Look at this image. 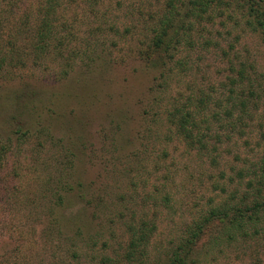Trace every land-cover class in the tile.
I'll use <instances>...</instances> for the list:
<instances>
[{
	"label": "trees",
	"instance_id": "16d2710c",
	"mask_svg": "<svg viewBox=\"0 0 264 264\" xmlns=\"http://www.w3.org/2000/svg\"><path fill=\"white\" fill-rule=\"evenodd\" d=\"M15 1L0 0V70L7 67V58L13 60L16 55L29 56L30 53L35 59L51 57L54 53L67 59L63 64L65 72L61 79L69 76L72 58L80 62L87 61L84 64L86 74L97 71L96 76L99 72L97 69L102 67L100 62L110 64L111 58L102 54L104 48L99 46L100 39L89 38L84 47L81 41L77 42V19L73 20L76 23L70 22L63 14L66 0H40L33 10L22 15H19L20 10ZM217 17H221L222 26L226 23H231L233 27L241 26L245 28L243 31L250 30L264 41V0H162L160 5L148 11L137 10L132 17L133 21L126 25V38H131L135 44L129 58L138 63L133 73L137 77L141 76V79L143 77V84L147 81L146 90L137 101L131 96L133 89L126 88L127 99L130 100V103H126V122L136 118L130 111L136 109L134 105L138 106L136 110L139 111L138 124L135 126L137 129L133 132L136 145L134 143L131 150H126L125 169L128 176L140 167L145 169L149 161L154 163L155 168H159V154L168 155L163 140L166 141L172 133L180 137L197 155H207L212 165H217L221 135L216 131L215 134H209L212 130L207 123L214 120L222 127L229 125L244 134V128L255 120L263 97L259 89L261 82L255 77L257 70L254 62L243 58L234 44H211L214 38L206 27L213 24ZM111 27L112 31H120L117 25ZM196 45L208 51L210 47H218L219 55L224 58L225 68L221 71H225L226 75L219 86L225 90L218 96H213V93H217L216 85L203 88L189 82V53ZM181 74L186 77L187 83L185 89L176 95L172 92L173 78ZM87 79L83 83H87ZM19 98L14 91L2 102L3 105L0 104V108L7 109L5 120L12 125V136L35 127L36 131L45 130L51 135L53 128L62 126L69 131L67 135L71 140L67 145L60 146L57 163L46 164L44 170L47 173L35 177L39 188L32 195L38 196L41 201L38 207L43 217L42 234L68 245L71 258L79 257L83 250L86 255L95 253L101 242V245H106L103 235L109 229V223L117 217H126L128 207L123 206L124 209L118 214H111L110 208L111 203L124 199V195L115 192L116 188L113 189L107 182L100 194L91 190L92 198L89 199L87 196L92 182L89 185L84 183L77 174L78 163L84 160L87 150L82 133L76 129L82 120L77 122L65 118V122L58 125L56 120L62 114L56 112L57 102L52 96L42 103L32 95L24 96L22 101ZM95 99L94 102H97L98 99ZM44 103L49 107L45 115L40 109ZM83 106L89 107L85 103ZM208 115L213 118L208 119ZM114 121L110 124V133L112 144L117 150V138L121 137L120 126H123L117 118ZM131 125L126 129H131ZM263 125V122L260 123L257 130L264 137ZM130 131L127 130L128 133ZM12 136L0 140V169L4 166L5 154L10 149L7 144L13 139ZM158 144H163L161 149H157ZM135 164L138 168L133 166ZM249 170H252V176L238 200L235 198L231 203L221 201L213 205L194 218L177 238L168 244L159 245L161 264H200V251L209 254L216 248V252L221 254L226 248L238 247L240 241L253 236H260L264 241V152ZM115 181L118 183V179ZM130 185H135V182L132 180ZM165 186V183L154 186L152 193L146 196L168 202L169 193L163 190ZM13 191L14 195L17 194V191ZM5 193L7 197L12 194L11 190ZM235 195L234 191L231 197ZM229 201H232L231 198ZM78 204L81 206L76 208ZM66 210H69V215L65 214ZM108 216L111 220L106 222ZM132 217L124 222L126 261L128 264H148L150 245L159 229L158 211L141 207L139 213L132 212ZM19 251L15 246L12 253ZM91 258L90 261L94 260L97 264H110L112 259L105 253ZM0 264L21 262L0 254Z\"/></svg>",
	"mask_w": 264,
	"mask_h": 264
},
{
	"label": "rangeland",
	"instance_id": "374dc122",
	"mask_svg": "<svg viewBox=\"0 0 264 264\" xmlns=\"http://www.w3.org/2000/svg\"><path fill=\"white\" fill-rule=\"evenodd\" d=\"M39 1L16 0L15 4L20 10L19 15L33 10ZM161 3L162 0H66L64 2L63 14L66 19L70 22L77 19L75 29L79 38L77 42L81 41L84 47V43L89 38L100 39L99 46L104 48L102 54L111 58L110 64L99 63L102 67L97 69L100 72L97 76V71L86 74L84 64L87 61L80 62L72 58L70 61L73 65L68 69L69 76L61 79L65 72L63 64L67 59H62L57 53L41 59H35L31 53L29 56L16 55L13 60L10 57L6 59L7 67L0 70V104L14 91L19 95V101H22L26 95H32L42 103L52 96L57 102H55L56 112L62 114L59 122L56 120L58 125L60 122H65V118L77 122L81 119L82 122L76 129L82 133L87 150L84 160L78 163L77 174L84 183L89 185L92 182L87 197L92 198L91 190L100 194V190L108 182L113 189L116 188L115 192L124 195V199L110 204L111 214H118L124 209L123 206L128 207L129 210H126V217L122 219L117 217L109 223V229L104 231L103 235L105 246L101 245V242L95 253L86 255L84 254L86 251L83 250L79 257L71 258L68 245L42 234L41 218L43 217L38 207L41 201L38 196L32 195L39 188L35 177L44 176L47 173L44 170L46 164L57 163L60 146L70 143L71 140L67 135L69 131L59 126L53 128L50 135L45 130L36 131L35 127L12 136V125L5 120L7 109L0 108V140H7L8 135L13 138L7 144L10 149H7L4 166L0 169V254L2 256L10 260L17 259L21 264H97L94 260L90 261L91 256L105 253L112 258L110 264H128L124 248L126 243L124 222L125 219L127 221L133 218L132 212L139 213L141 207H144L156 209L159 218V229L150 245L148 264H161L158 257L160 244H168L172 239L177 238L194 218L208 211L213 205L221 201L234 202L233 200L235 198L238 200L247 189L248 179L252 176V170L250 172L249 169L264 152V137L257 130L260 123L264 124V41L250 30L243 31L245 28L241 26L233 27L231 23L222 26L221 17H217L213 24L206 27V30L214 38L212 45L217 42L221 43V46L232 43L243 58L254 62L257 70L255 77L261 82L259 89L263 95L255 120L244 128V134H240L238 128L233 130L229 125L222 127L214 120L207 123L212 130L208 132L209 134L211 132L215 134L216 131L221 135L222 142L218 143L217 150L219 159L217 165H212L209 156L197 155L180 137L172 133L166 141L163 140L168 155L158 153L160 157L157 164L161 169L155 168L154 163L149 161L145 162V169L140 167L138 170H133L130 176L128 172L126 173V150H131L130 148L134 146L136 137L133 132L137 129L135 126L139 119L138 106L134 105L137 110L130 111L136 118L133 117L131 121L126 122V103L127 101L130 103L126 88L133 89L131 96L137 101L147 87V81L143 84V77L141 79V76L137 77L133 73V68L138 66V63L129 58L135 44L131 38H126V25L133 21L132 17L137 10L148 11ZM112 25H117L120 31H112L110 29ZM210 48L208 51L196 45V48L189 53L191 73L188 79L190 84H199L203 88L216 85L217 93H213V96H218L225 90L219 86L225 79L226 72L221 71L225 68V63L224 58L217 51L219 48ZM85 79L88 80L87 83H83ZM186 83L185 76L176 75L173 78L172 92L177 95L178 91L185 89ZM95 98L98 99L97 102H94ZM84 103L88 106L91 104L86 108L83 106ZM43 105L40 109L45 115L49 107L48 104ZM115 118L123 126H120L121 137L117 138L119 143L117 150L112 144L110 133V124L115 122ZM211 118L213 117L208 115V119ZM131 123L132 128L126 129ZM127 130L131 131L128 133ZM162 145L158 144L157 149H161ZM117 156L118 160H116ZM114 178L118 179L119 184ZM132 180L135 185H130ZM164 183L166 186L163 190L169 193L168 202H160L161 198L158 201L146 196L152 193L154 186ZM6 190H11L10 197L6 196ZM13 190L17 191V194L14 195ZM234 191L236 195L231 197ZM230 198L232 201H229ZM80 206L78 204L76 208ZM68 213L69 210H66L65 214L69 215ZM109 216L106 222L111 220ZM239 244L238 247L235 245L226 248L221 254L216 252V248L209 254L200 251L198 254L199 259L202 260L200 264H264V241L260 236L250 237L246 241H240ZM15 246L20 249L16 254L12 253Z\"/></svg>",
	"mask_w": 264,
	"mask_h": 264
}]
</instances>
